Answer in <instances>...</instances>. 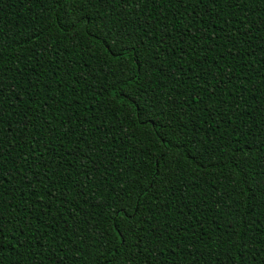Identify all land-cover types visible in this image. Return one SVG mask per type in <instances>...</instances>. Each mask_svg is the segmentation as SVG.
<instances>
[{
	"label": "trees",
	"instance_id": "trees-1",
	"mask_svg": "<svg viewBox=\"0 0 264 264\" xmlns=\"http://www.w3.org/2000/svg\"><path fill=\"white\" fill-rule=\"evenodd\" d=\"M0 264H264V0H0Z\"/></svg>",
	"mask_w": 264,
	"mask_h": 264
},
{
	"label": "snow or ice",
	"instance_id": "snow-or-ice-1",
	"mask_svg": "<svg viewBox=\"0 0 264 264\" xmlns=\"http://www.w3.org/2000/svg\"><path fill=\"white\" fill-rule=\"evenodd\" d=\"M137 195H144V193H137ZM123 214V209L117 208L114 212L115 216H121Z\"/></svg>",
	"mask_w": 264,
	"mask_h": 264
}]
</instances>
